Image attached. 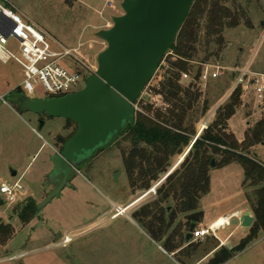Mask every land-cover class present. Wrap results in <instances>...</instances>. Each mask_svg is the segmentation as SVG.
I'll return each instance as SVG.
<instances>
[{
    "label": "rangeland",
    "instance_id": "obj_1",
    "mask_svg": "<svg viewBox=\"0 0 264 264\" xmlns=\"http://www.w3.org/2000/svg\"><path fill=\"white\" fill-rule=\"evenodd\" d=\"M5 1L17 7L30 22L45 30L61 46L73 51L79 46V62L87 65V73L96 71V57L106 47L96 35L101 30H107L99 15L103 7L101 1ZM122 2L114 0L112 7L102 11L105 19L111 21V26L112 19L123 14ZM224 5L232 12L238 5L244 16L238 11L241 17L239 26L224 32L226 43L217 66L241 70L251 61L250 70L261 75L260 78L264 77V25L261 26L264 23V0H226ZM248 20L251 27L246 25ZM9 42L12 47L16 44L11 39ZM170 54L168 52L163 58L161 66L165 65L164 60ZM64 63L75 67L73 60L66 59ZM220 72L219 77L210 80L205 87L199 86L202 93L200 99L207 100L210 108L195 124L193 139L199 134L204 120H208L207 126L212 122L215 111L226 102L224 97L234 83L235 73ZM160 75L159 66L140 97L144 105L152 104L153 110L165 108L159 96L149 93L159 82ZM23 80L22 70L14 61L7 64L0 62V96L5 101L0 100V185L13 187L18 182L20 187L14 189V203H9L0 195V226L11 228L5 242H0V264H264V234H260L243 251L232 255L228 261L223 260L225 253L236 248L249 235V229L235 225L216 233L218 239L226 238L224 246L217 239L207 237L187 245L181 242L179 248L167 252L169 254L162 248L167 241L173 243V236L166 237L174 231L175 226L163 237L162 243L145 235V228L140 226L136 215L147 224L143 209H153L156 189L176 168L186 149L173 158L167 172L152 183L150 189L156 186L155 194L150 193L141 199L149 190L132 194L122 153L114 143L81 165L60 194L41 207L46 196L55 188L49 184L47 177L52 170L50 157L61 150L63 142L73 134L76 126L60 118L20 112L19 106L13 102V94L17 93V87ZM189 80L190 77L181 82L187 84ZM84 85L81 84L79 90ZM34 88V98L47 97L42 87L34 84ZM11 109L22 113L21 119ZM262 118L264 106L255 102L249 92L243 95L235 115L229 120L227 132L234 134L240 143L246 129ZM41 121L44 122L42 128L39 127ZM251 152L256 160L264 162V143L254 147ZM12 171L16 176H11ZM209 178V192L200 204L205 216L227 214L244 206L248 210L246 193L252 190L243 188L245 176L240 165L212 169ZM138 198L140 200L127 211L124 209ZM28 202H34L37 211L28 224H24L19 218ZM114 205H118L115 207L119 209L111 219L115 214L112 211ZM106 211L108 213L103 217Z\"/></svg>",
    "mask_w": 264,
    "mask_h": 264
},
{
    "label": "trees",
    "instance_id": "obj_2",
    "mask_svg": "<svg viewBox=\"0 0 264 264\" xmlns=\"http://www.w3.org/2000/svg\"><path fill=\"white\" fill-rule=\"evenodd\" d=\"M225 2L194 0L169 51L171 54L164 60V66L159 65L160 80L149 92L162 99L164 110H153L152 104L144 105L143 98H140L134 124L126 125L109 145L116 143L122 153L132 194L149 190L152 183L167 172L173 158L181 155L189 146L196 133L195 124L210 108L207 100L200 99L202 93L198 80L204 65L215 66L221 62L226 43L224 32L238 27L241 19L239 12L243 14L238 5L232 12L225 7ZM249 24L248 20L247 27H251ZM185 74L190 81L182 84L181 77ZM19 94H22L20 89L13 96ZM242 97L240 89L232 93L215 111L212 122L195 140L184 160L181 162L182 157L179 158L181 163L159 184L153 209L147 207L142 211L148 219L147 224L136 215L140 226L157 242H161L178 217L181 218L182 221L166 237L173 236L176 242L178 240L177 244L174 239V244L168 241L163 244L168 252L179 248L180 243L184 242V231L189 229L190 223H197L202 217L200 202L209 192L210 171L231 164L241 166L245 176L243 188L252 190L246 193V200L254 221L249 235L236 248L225 253L223 260L228 261L232 255L243 251L260 234H264V162L256 160L251 152L254 147L264 143V118L246 129L240 143L234 134L227 132L228 122L235 115ZM212 161L215 162L214 167L210 166ZM36 211V204L28 202L20 221L28 224ZM10 232L9 226H0L1 243L5 242Z\"/></svg>",
    "mask_w": 264,
    "mask_h": 264
},
{
    "label": "water",
    "instance_id": "obj_3",
    "mask_svg": "<svg viewBox=\"0 0 264 264\" xmlns=\"http://www.w3.org/2000/svg\"><path fill=\"white\" fill-rule=\"evenodd\" d=\"M193 2L123 0V14L112 19L111 28L96 34L106 47L97 55V69L86 78L82 89L62 98L31 99L23 93L17 95V99L14 97L13 102L18 104L22 113L60 118L76 126L74 134L62 144L61 150L50 157L52 170L47 177L55 188L41 207L60 194L81 165L107 148L126 125L134 124L136 103L174 46ZM11 31L12 27L5 35ZM43 125L41 121L39 127ZM199 135L200 132L181 155V162ZM210 166L214 167L215 162L212 161ZM11 176H16V173L12 171ZM145 196L146 193L140 198ZM140 198L124 209L127 210ZM253 221V215L244 212L238 220H232V225L239 223L242 229H250ZM194 228V224L189 226L186 241L191 240Z\"/></svg>",
    "mask_w": 264,
    "mask_h": 264
},
{
    "label": "built area",
    "instance_id": "obj_4",
    "mask_svg": "<svg viewBox=\"0 0 264 264\" xmlns=\"http://www.w3.org/2000/svg\"><path fill=\"white\" fill-rule=\"evenodd\" d=\"M98 1L103 3L99 15L105 23L104 27L109 29L111 28V21L105 19L102 11L106 7H112L114 0ZM3 2L8 4L5 0L0 1V62L7 64L9 61H14L20 66L24 78L19 86L21 92L28 98L37 99L34 98V84L42 87L48 98H62L79 91L80 85L85 83L88 75L95 73V70L87 73V65L79 62L77 58L79 46L74 51L61 46L45 30L24 19L12 5L5 6ZM11 27L12 31L5 35L11 30ZM10 39L16 43L14 47L10 46ZM66 59L73 60L75 67L64 63ZM250 68L251 61L247 67H243L241 70L228 69L217 65H204L198 84L205 87L210 80L219 77L220 71H229L235 73L236 76L231 89L228 91L229 93L224 97V101L227 98L229 99L233 92L240 89L242 95L250 92L254 96L255 102L264 106V77L260 78L261 75L252 72ZM182 79H189V76L182 75ZM2 101L5 103L4 100ZM206 120L203 121L204 126L199 131L200 134L207 128L208 120ZM155 188L156 186L149 189L146 196L150 193L155 194ZM14 189H20L18 182L13 187L1 184L0 195L4 196L9 203H14L16 201ZM118 209L115 208L116 213L112 218L118 213ZM216 223L215 221L205 228H197L191 232V240L202 241L207 237H213L222 243L216 233L229 227L231 224L230 219L227 218L224 225H217Z\"/></svg>",
    "mask_w": 264,
    "mask_h": 264
},
{
    "label": "crops",
    "instance_id": "obj_5",
    "mask_svg": "<svg viewBox=\"0 0 264 264\" xmlns=\"http://www.w3.org/2000/svg\"><path fill=\"white\" fill-rule=\"evenodd\" d=\"M2 1V0H1ZM4 3V2H3ZM7 3L9 4V5H12L14 8H15V10H16V12L19 14V15H21L22 17H24V19H27L28 20V18L24 15V14H22L21 13V11L17 8V7H15L12 3H10L9 1H7ZM5 4V6H7L8 4H6V3H4ZM29 21V20H28ZM32 23V22H31ZM250 62V61H249ZM17 89H19V87H17ZM14 89H12L11 91H13ZM0 100L2 101V100H4L1 96H0ZM3 102V101H2ZM11 111L19 118V119H21V114L22 113H18V112H16V111H13L12 109H11ZM204 124V123H203ZM203 124L200 126V128H202V126H203ZM79 171V170H78ZM200 204H201V202H200ZM115 206H118V205H114L113 206V208L115 207ZM115 208H117V207H115ZM112 209V208H111ZM201 210V209H200ZM112 211H115V209H113ZM127 211V210H126ZM249 210H247L246 208H245V206H244V208H242V209H235V210H232L230 213H227V214H223V215H217V214H214V215H210V216H205V214L202 212V217L200 218V220L197 222V223H190V225L191 224H194V226H195V228H205L206 226H208L209 224H212L213 222H215V221H218V220H224V219H230V225H232V220H238V218L240 217V215L241 214H243L244 212H248ZM107 213H108V211H106V213H104L103 214V217H104V215H107ZM115 213H116V211H115ZM249 213H250V211H249ZM251 214V213H250ZM120 216V215H119ZM113 217V216H112ZM111 217V219H114V218H112ZM179 221H181V218H178V220L173 224V226H176V224L179 222ZM185 222H183V224H184ZM189 225V226H190ZM236 227H239V228H241L240 226H239V223H237L236 225H235ZM184 228V227H183ZM187 227H185V229H186ZM189 230V229H188ZM188 230L186 231H184V245H187V244H189V243H192V240H190V241H186L185 240V236H186V233L188 232ZM145 233V235H147V233L146 232H144ZM148 236V235H147ZM149 237V236H148ZM150 238V237H149ZM151 239V238H150ZM220 241H222V243H220L221 244V246H224L225 244H226V238L224 239V240H220ZM163 241H161V243H162ZM176 248H174V249H171L170 251H172V252H174V251H176L175 250ZM162 250L164 251V252H168V251H166L164 248H162ZM167 254H169V253H167Z\"/></svg>",
    "mask_w": 264,
    "mask_h": 264
},
{
    "label": "bare ground",
    "instance_id": "obj_6",
    "mask_svg": "<svg viewBox=\"0 0 264 264\" xmlns=\"http://www.w3.org/2000/svg\"><path fill=\"white\" fill-rule=\"evenodd\" d=\"M217 223V225H224V223L226 222V219H224V220H218V221H216Z\"/></svg>",
    "mask_w": 264,
    "mask_h": 264
},
{
    "label": "flooded vegetation",
    "instance_id": "obj_7",
    "mask_svg": "<svg viewBox=\"0 0 264 264\" xmlns=\"http://www.w3.org/2000/svg\"><path fill=\"white\" fill-rule=\"evenodd\" d=\"M19 95H20V94H19ZM14 97L17 99V95H14V96H13V100H14Z\"/></svg>",
    "mask_w": 264,
    "mask_h": 264
}]
</instances>
